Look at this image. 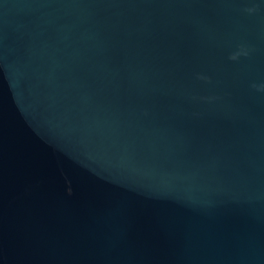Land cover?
Masks as SVG:
<instances>
[{"label": "water", "instance_id": "water-1", "mask_svg": "<svg viewBox=\"0 0 264 264\" xmlns=\"http://www.w3.org/2000/svg\"><path fill=\"white\" fill-rule=\"evenodd\" d=\"M0 264H264V0H0Z\"/></svg>", "mask_w": 264, "mask_h": 264}, {"label": "clouds", "instance_id": "clouds-1", "mask_svg": "<svg viewBox=\"0 0 264 264\" xmlns=\"http://www.w3.org/2000/svg\"><path fill=\"white\" fill-rule=\"evenodd\" d=\"M249 11H251V9H249ZM233 59L235 58V57H232Z\"/></svg>", "mask_w": 264, "mask_h": 264}]
</instances>
